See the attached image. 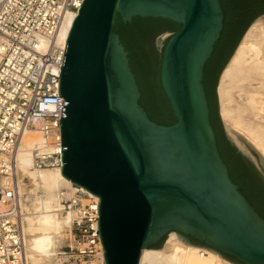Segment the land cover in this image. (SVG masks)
Wrapping results in <instances>:
<instances>
[{"label": "water", "instance_id": "95a60500", "mask_svg": "<svg viewBox=\"0 0 264 264\" xmlns=\"http://www.w3.org/2000/svg\"><path fill=\"white\" fill-rule=\"evenodd\" d=\"M117 15L182 25L163 43L160 72L174 125L152 121L140 104L128 52L113 31ZM224 21L220 0H84L78 12L60 76L62 175L100 200L106 264H141L144 250L161 249L171 233L227 261L223 255L264 264V219L230 177L204 87Z\"/></svg>", "mask_w": 264, "mask_h": 264}, {"label": "built area", "instance_id": "2783aa9c", "mask_svg": "<svg viewBox=\"0 0 264 264\" xmlns=\"http://www.w3.org/2000/svg\"><path fill=\"white\" fill-rule=\"evenodd\" d=\"M84 0H0V264H29L18 183L17 156L24 136L39 131L36 172L62 171L60 76L66 46L58 42L69 15ZM61 212L71 217L70 264H106L99 233L100 200L70 182L60 190ZM72 261V263H71ZM226 264H232L226 261Z\"/></svg>", "mask_w": 264, "mask_h": 264}, {"label": "bare ground", "instance_id": "6f19581e", "mask_svg": "<svg viewBox=\"0 0 264 264\" xmlns=\"http://www.w3.org/2000/svg\"><path fill=\"white\" fill-rule=\"evenodd\" d=\"M75 19V15L67 17L58 37L60 44L66 46ZM248 61L264 67V18L257 20L249 28L222 75L218 89L221 117L231 133L233 124L230 123L228 112L224 107L228 90L226 84H232L236 79L243 77ZM258 75L256 73V76ZM253 103L259 113L264 114V96L254 97ZM263 137L264 135L258 134L247 135L249 143L264 160ZM236 139L238 140L237 137ZM44 142L39 131L26 133L17 156V176L21 193L27 191L25 181H29L35 196L33 206H29V213L24 218L25 245L29 264H49L56 249L62 244L61 239L64 236L67 221L71 227V217L61 212L59 202L61 188L68 186L70 181L62 175V171L36 172L33 169L34 151L37 147L43 146ZM141 264H226V262L205 249L184 245L177 233H171L162 249L144 250Z\"/></svg>", "mask_w": 264, "mask_h": 264}, {"label": "trees", "instance_id": "16d2710c", "mask_svg": "<svg viewBox=\"0 0 264 264\" xmlns=\"http://www.w3.org/2000/svg\"><path fill=\"white\" fill-rule=\"evenodd\" d=\"M220 1L225 13L224 30L220 40L215 46L211 59L205 67L204 74V87L211 110V124L215 131L220 154L229 169L231 179L240 187L242 193L248 199L250 204L264 219V179L242 158L237 149L226 137L219 117L217 99L219 78L234 55L247 29L256 20V17L252 18L241 30H239L231 48L227 52L217 71V79L214 85L213 104L205 79L206 70L208 64L217 54L220 44L228 34L229 29L226 24L229 16L232 15L230 1ZM181 29L182 25L165 19L136 18L132 23H125L119 15L116 17L113 29L114 33L120 37L126 51L128 52L130 65L136 76L141 92L140 104L152 121L163 126H172L177 120L161 86L160 72L163 54H159L155 41L163 34H175ZM194 240L196 241V239ZM160 245L155 248H160ZM223 256L233 263L240 264L234 257L227 255Z\"/></svg>", "mask_w": 264, "mask_h": 264}, {"label": "rangeland", "instance_id": "374dc122", "mask_svg": "<svg viewBox=\"0 0 264 264\" xmlns=\"http://www.w3.org/2000/svg\"><path fill=\"white\" fill-rule=\"evenodd\" d=\"M262 18H264V16L256 19L250 25V27L257 20L262 19ZM249 28L247 29V31L249 30ZM247 31H246V33H247ZM245 34H244V36H245ZM172 35H173L172 33H166V34L159 36L156 39V47H157V50L160 54L162 53V48L165 46V45H163V43L166 40H168ZM244 36H243V38H244ZM243 38H242V40H243ZM242 40H241V42H242ZM240 43H239V45H240ZM239 45H238V47H239ZM238 47H237V49H238ZM233 56H232V58H233ZM231 59H230V61H231ZM248 64H250V65H248ZM246 66H245L246 68H245V72L243 75L244 78L240 77V78L236 79V81L234 83H232V84L227 83L226 84V86L228 87L227 88L228 90H227V98H226V102H225L224 107L226 108V111L228 112V117H229L228 119H229L230 123L233 124L232 125L233 126L232 127V133L229 131L228 126L222 120L221 116H220V119H221V122H222V125H223V128L225 130L227 138H230L233 142V145L239 151H241L242 154L245 155L246 158L249 159L256 166V168L262 174V177L264 179V167H263L262 162L259 160V156H258L260 154H259V152H257L255 147L249 143V140L247 138V135H249V134L264 135V125H262L264 123V114L259 113V111L257 110V108L255 107V105L253 103L254 97L264 96V73L262 75V72H264V67L262 65H260V66L254 65L250 61H248ZM256 73L259 75L256 76ZM221 81H222V77L219 81L217 89H219ZM243 81H245L246 83L244 84ZM218 102H219V111L221 113V103H220L219 97H218ZM236 137L238 138V140L236 139ZM263 139H264V137H263ZM260 157H261V155H260ZM28 182L29 181H25V184H26L25 188L27 189V191H24L21 194L23 195L24 200L27 201V206L29 207L31 205L33 206V200L35 199V196L33 195L32 191H31L32 188L30 187L31 186L30 182L29 183ZM39 196H42V194H39ZM29 210H30V207H29ZM64 218H66L65 215H64ZM64 231H65L64 236L61 239L62 244H60L58 246V248L56 249L55 254H53L51 259L49 260V264H70V260H69V258H67L68 256L65 255L67 253V251H69V248L71 246V242H70V240H71V236H70L71 229L69 227L68 221L65 224ZM169 236H170V234L168 235V238H169ZM168 238L166 239L163 246H165ZM199 249H201V248H199ZM223 260H225V259H223ZM71 263H72V261H71Z\"/></svg>", "mask_w": 264, "mask_h": 264}, {"label": "flooded vegetation", "instance_id": "af4514ba", "mask_svg": "<svg viewBox=\"0 0 264 264\" xmlns=\"http://www.w3.org/2000/svg\"><path fill=\"white\" fill-rule=\"evenodd\" d=\"M232 7V15L229 16L226 26L229 31L224 40L219 46V50L211 62L207 66L206 70V82L207 88L210 92V96L214 104V85L217 79V71L223 62L227 52L231 48L237 33L243 28L252 18L256 19L264 16V0H229ZM208 98V97H207ZM209 102V100H208ZM210 106V105H209ZM191 244L207 247L204 242L199 239H193L192 236L183 235ZM199 243V244H198Z\"/></svg>", "mask_w": 264, "mask_h": 264}]
</instances>
